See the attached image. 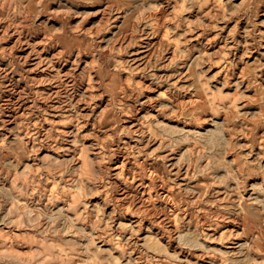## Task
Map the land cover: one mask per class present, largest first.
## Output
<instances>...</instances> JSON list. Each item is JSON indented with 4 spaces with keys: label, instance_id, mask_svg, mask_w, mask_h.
I'll return each mask as SVG.
<instances>
[{
    "label": "rangeland",
    "instance_id": "obj_1",
    "mask_svg": "<svg viewBox=\"0 0 264 264\" xmlns=\"http://www.w3.org/2000/svg\"><path fill=\"white\" fill-rule=\"evenodd\" d=\"M208 263L264 264V0H0V264Z\"/></svg>",
    "mask_w": 264,
    "mask_h": 264
},
{
    "label": "bare ground",
    "instance_id": "obj_2",
    "mask_svg": "<svg viewBox=\"0 0 264 264\" xmlns=\"http://www.w3.org/2000/svg\"><path fill=\"white\" fill-rule=\"evenodd\" d=\"M228 152H229V151H228ZM177 170H178V169H177ZM195 171H197V170H195ZM175 173H176V172H175ZM178 173H179V172H178ZM192 173H193V172H192ZM203 173H204V172H203ZM183 176H185V175H183ZM195 177H196V176H195ZM186 178H187V177H186ZM206 184L208 185V183H206ZM159 187H160V186H159ZM155 188H156V187H155ZM160 189H161V188H160ZM162 189H163V187H162ZM162 189H161V190H162ZM156 190H157V189H156ZM156 190H155V191H156ZM165 190H166V189H165ZM165 190H164V191H165ZM143 193H144V192H143ZM149 193H150V192H149ZM157 193H158V192H157ZM159 193H160V192H159ZM161 194H162V192H161ZM161 194H160V195H161ZM222 195H223V194H222ZM139 197H141V196H139ZM142 198H143V196H142ZM142 198H141V199H142ZM141 201H142V200H141ZM144 202H145V201H144ZM144 202H143V203H144ZM141 225H142V224H141ZM140 227H141V226H140ZM237 227H238V226H237ZM141 230H142V229H141ZM132 232H133V231H132ZM230 232H231V231H230ZM230 232H229V233H230ZM239 232H240V231H239ZM134 233H135V232H134ZM229 233H228V234H229ZM232 233H233V232H232ZM237 233H238V232H237ZM123 234H124V233H123ZM234 235H235V234H234ZM238 235H239V234H238ZM240 235H241V232H240ZM125 236H126V235H125ZM228 236H229V235H228ZM222 237H223V236H222ZM230 237H231V236H230ZM238 237H239V236H238ZM223 238H225V237H223ZM192 243H193V242H192ZM233 244H235V243H233ZM236 244H237V243H236ZM185 245H186V244H185ZM192 245H194V244H192ZM239 245H240V244H239ZM186 246L188 247V245H186ZM194 247H195V246H194ZM194 247H193V248H194ZM196 247H197V246H196ZM198 247H199V245H198ZM201 247H203V246H201ZM233 247H234V246H233ZM235 247H236V246H235ZM237 247H238V246H237ZM242 247H243V246H242ZM242 247H241V248H242ZM186 249H187V248H186ZM189 250H191V249H189ZM209 250H210V249H209ZM181 251H182V250H181ZM198 251H199V250H198ZM244 251H245V250H244ZM190 252H191V251H190ZM232 252H233V251H232ZM227 253H228V252H227ZM199 254H200V253H199ZM199 254H198V255H199ZM222 254H223V253H222ZM224 254H225V253H224ZM229 254H230V253H229ZM229 254H228V255H229ZM234 254H235V253H234ZM208 255H209V253H208ZM231 255H232V254H231ZM204 256H205V253H204ZM228 257H229V256H228ZM199 258H202L201 255H200ZM203 258H204V257H203ZM204 259H205V258H204ZM204 259H203V260H204ZM170 260H171V259H170ZM204 262H205V261H204ZM206 262H207V261H206ZM219 263H220V262H219ZM208 264H210V263H208Z\"/></svg>",
    "mask_w": 264,
    "mask_h": 264
}]
</instances>
